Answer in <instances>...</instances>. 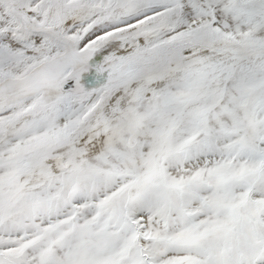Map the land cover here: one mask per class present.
Wrapping results in <instances>:
<instances>
[{
  "label": "snow or ice",
  "instance_id": "6c2138e0",
  "mask_svg": "<svg viewBox=\"0 0 264 264\" xmlns=\"http://www.w3.org/2000/svg\"><path fill=\"white\" fill-rule=\"evenodd\" d=\"M0 264H264V0H0Z\"/></svg>",
  "mask_w": 264,
  "mask_h": 264
}]
</instances>
